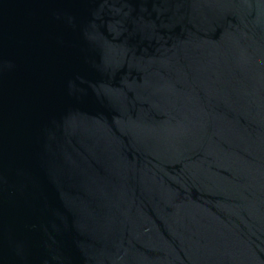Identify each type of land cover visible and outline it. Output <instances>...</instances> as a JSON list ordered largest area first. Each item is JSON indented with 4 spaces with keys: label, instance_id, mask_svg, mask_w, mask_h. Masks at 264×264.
I'll use <instances>...</instances> for the list:
<instances>
[{
    "label": "water",
    "instance_id": "1",
    "mask_svg": "<svg viewBox=\"0 0 264 264\" xmlns=\"http://www.w3.org/2000/svg\"><path fill=\"white\" fill-rule=\"evenodd\" d=\"M0 264H264V0H0Z\"/></svg>",
    "mask_w": 264,
    "mask_h": 264
}]
</instances>
